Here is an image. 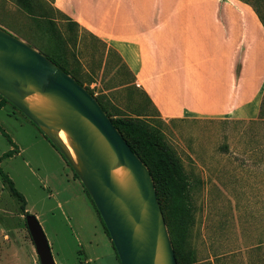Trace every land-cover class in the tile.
<instances>
[{
    "label": "rangeland",
    "instance_id": "374dc122",
    "mask_svg": "<svg viewBox=\"0 0 264 264\" xmlns=\"http://www.w3.org/2000/svg\"><path fill=\"white\" fill-rule=\"evenodd\" d=\"M235 1L249 5L264 28V0ZM59 2L67 10L66 0ZM0 27L59 63L113 119L142 125L177 157L189 184L185 195L176 194L155 158L137 145L157 178L170 238L182 202L189 206L181 264H264V84L239 113L178 119L172 107L168 120L135 85L119 52L57 0H0ZM149 69L145 54L144 79ZM3 132L22 147L18 155L14 145L0 166L24 199L0 177V264H41L29 214L40 222L56 264H120L92 199L61 154L11 105L0 110V157L11 150Z\"/></svg>",
    "mask_w": 264,
    "mask_h": 264
},
{
    "label": "crops",
    "instance_id": "0c3cea01",
    "mask_svg": "<svg viewBox=\"0 0 264 264\" xmlns=\"http://www.w3.org/2000/svg\"><path fill=\"white\" fill-rule=\"evenodd\" d=\"M57 5L119 52L135 85L164 119L172 120V107L178 119L236 114L263 87L264 28L247 4L235 0H66L67 10L59 0ZM145 54L151 77L144 79ZM12 142L20 155L21 145Z\"/></svg>",
    "mask_w": 264,
    "mask_h": 264
},
{
    "label": "water",
    "instance_id": "95a60500",
    "mask_svg": "<svg viewBox=\"0 0 264 264\" xmlns=\"http://www.w3.org/2000/svg\"><path fill=\"white\" fill-rule=\"evenodd\" d=\"M0 95L47 137L77 175L120 264H178L151 172L96 97L1 27ZM26 224L40 263L56 264L38 219L29 214Z\"/></svg>",
    "mask_w": 264,
    "mask_h": 264
},
{
    "label": "trees",
    "instance_id": "16d2710c",
    "mask_svg": "<svg viewBox=\"0 0 264 264\" xmlns=\"http://www.w3.org/2000/svg\"><path fill=\"white\" fill-rule=\"evenodd\" d=\"M262 24H263V20H262ZM50 59L68 73V71L66 69H64L54 59H52V58H50ZM76 80L80 83V81L78 79H76ZM98 102H99V100H98ZM6 105L13 106L11 103H9L6 99H4L0 95V109H2ZM100 105L102 106V108L104 109V111L107 113V115L110 117V119L112 120V122L114 123V125L122 133V135L126 139L127 143L129 144V146L131 147V149L133 150V152L144 162V164L147 165V162H146V159L138 151V148L139 147L142 148L143 151L149 153L150 156H152L153 158H155V160L157 161V164H158L159 169L163 173H165L169 177V179L172 181V189L176 192V194L177 195H180V194L181 195H185V193L187 192V189H188L189 184H188V182L186 181V179H185V177L183 175L182 167H181V165H180L177 157L169 150V148L167 147V145L165 144V142L162 139H160L157 135H155L154 133L148 131L145 127H143L142 125H140V124H138V123H136L134 121L125 120V119H116V120L113 119L110 116V114L107 111V109L101 103H100ZM13 107H15V106H13ZM30 123H32V122H30ZM38 131L42 134V136L48 142H50L47 139V137L44 136L43 133L39 129H38ZM3 135L9 140L10 144L12 146H14V143L12 142V140L9 138L8 135L6 133H4V132H3ZM50 144H51V142H50ZM15 152H16V149L13 148L10 151H8L5 154H3L0 157V163L2 162L3 159L9 158V157L13 156V154ZM62 158H63V156H62ZM151 175H152L153 180L155 182V185L157 187V185H158L157 178H155V176L153 175L152 172H151ZM75 176H76V178H78L76 174H75ZM0 177L9 186V188H10V190H11V192H12V194L14 196H16V197H18L19 199H22V200L24 199L23 198V195L16 189L14 182L4 172V170L2 169L1 166H0ZM157 196H158V200H159V203H160L161 208H162V211H163L164 202H163V199H162V196H161V192H159V190H157ZM182 204H183V207H182V213H181V216H180L181 223L179 224V226H177L175 229L172 230V235H171L172 236V238H171L172 239V244H173V247H174L175 256H176V260H177V263L178 264H181L180 255H181V252H182V249H183L185 240H186V233H187V224L184 221L185 220V214H186V212L188 214V211H189V206H187L184 201L182 202ZM99 216H100V214H99Z\"/></svg>",
    "mask_w": 264,
    "mask_h": 264
},
{
    "label": "bare ground",
    "instance_id": "6f19581e",
    "mask_svg": "<svg viewBox=\"0 0 264 264\" xmlns=\"http://www.w3.org/2000/svg\"><path fill=\"white\" fill-rule=\"evenodd\" d=\"M60 136H61L62 140L69 146L67 136L64 133H61ZM70 151H71V153L73 155V152H72L71 148H70ZM119 172H120V170L117 171V174H119Z\"/></svg>",
    "mask_w": 264,
    "mask_h": 264
}]
</instances>
